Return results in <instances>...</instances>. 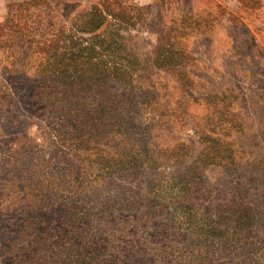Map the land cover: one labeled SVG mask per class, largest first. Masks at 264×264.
<instances>
[{
	"label": "rangeland",
	"instance_id": "374dc122",
	"mask_svg": "<svg viewBox=\"0 0 264 264\" xmlns=\"http://www.w3.org/2000/svg\"><path fill=\"white\" fill-rule=\"evenodd\" d=\"M232 2L225 38L188 0L14 14L0 264H264V0Z\"/></svg>",
	"mask_w": 264,
	"mask_h": 264
},
{
	"label": "crops",
	"instance_id": "0c3cea01",
	"mask_svg": "<svg viewBox=\"0 0 264 264\" xmlns=\"http://www.w3.org/2000/svg\"><path fill=\"white\" fill-rule=\"evenodd\" d=\"M181 0H0V46L5 36L11 31L14 14L32 7H46L48 4H83L94 10L97 4H101L108 16L118 13L117 18H121V11L127 7H133L136 11H147L149 5L159 4L167 9L179 7ZM190 8L188 11L182 10L179 15L180 20L185 24V15H192L193 19L189 26L188 33L198 35H221L223 38L231 34L230 23L235 17L237 9L232 0H214L215 12L212 14L206 3L208 0H188ZM117 7V8H116ZM115 8L117 12H115ZM111 12V13H110ZM113 18L114 16L111 15ZM139 20V19H138ZM224 24V25H223ZM229 24V26H228ZM153 32V31H150ZM187 31H185L186 33Z\"/></svg>",
	"mask_w": 264,
	"mask_h": 264
}]
</instances>
